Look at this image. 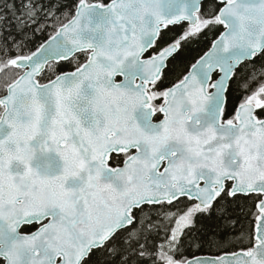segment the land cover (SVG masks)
Returning a JSON list of instances; mask_svg holds the SVG:
<instances>
[{
  "label": "snow or ice",
  "instance_id": "6c2138e0",
  "mask_svg": "<svg viewBox=\"0 0 264 264\" xmlns=\"http://www.w3.org/2000/svg\"><path fill=\"white\" fill-rule=\"evenodd\" d=\"M0 264H264V0H0Z\"/></svg>",
  "mask_w": 264,
  "mask_h": 264
}]
</instances>
